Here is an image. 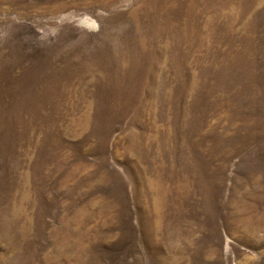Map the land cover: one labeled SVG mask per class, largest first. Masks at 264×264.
I'll list each match as a JSON object with an SVG mask.
<instances>
[{"label": "rangeland", "instance_id": "1", "mask_svg": "<svg viewBox=\"0 0 264 264\" xmlns=\"http://www.w3.org/2000/svg\"><path fill=\"white\" fill-rule=\"evenodd\" d=\"M0 264H264V0H0Z\"/></svg>", "mask_w": 264, "mask_h": 264}]
</instances>
